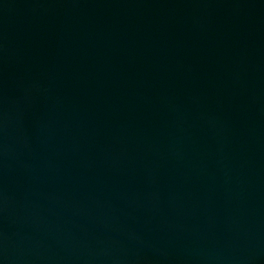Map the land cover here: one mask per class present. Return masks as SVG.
Returning <instances> with one entry per match:
<instances>
[{
    "label": "water",
    "instance_id": "water-1",
    "mask_svg": "<svg viewBox=\"0 0 264 264\" xmlns=\"http://www.w3.org/2000/svg\"><path fill=\"white\" fill-rule=\"evenodd\" d=\"M0 264H264V0H0Z\"/></svg>",
    "mask_w": 264,
    "mask_h": 264
}]
</instances>
